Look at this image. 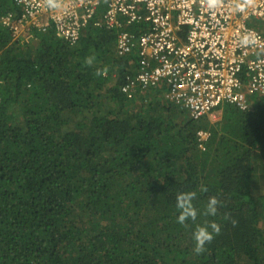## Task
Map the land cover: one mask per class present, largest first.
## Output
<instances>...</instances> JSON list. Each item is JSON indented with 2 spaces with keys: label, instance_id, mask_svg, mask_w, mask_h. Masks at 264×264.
Here are the masks:
<instances>
[{
  "label": "trees",
  "instance_id": "16d2710c",
  "mask_svg": "<svg viewBox=\"0 0 264 264\" xmlns=\"http://www.w3.org/2000/svg\"><path fill=\"white\" fill-rule=\"evenodd\" d=\"M106 8L74 42L51 26L20 44L0 27V264H264V98L210 122L163 85L128 96L137 49L117 56L116 37L147 26L94 25ZM20 10L0 0V15ZM185 190L198 209L215 196L216 216L177 223ZM210 220L221 230L197 254L192 232Z\"/></svg>",
  "mask_w": 264,
  "mask_h": 264
},
{
  "label": "built area",
  "instance_id": "2783aa9c",
  "mask_svg": "<svg viewBox=\"0 0 264 264\" xmlns=\"http://www.w3.org/2000/svg\"><path fill=\"white\" fill-rule=\"evenodd\" d=\"M16 1L21 10L0 15V27L20 44L35 42L51 26L58 39L76 41L104 2L94 25H146L138 37L125 30L116 37L117 56L137 49V73L121 88L130 97L136 86L163 85L192 118H215L223 104L247 111L254 97L264 98V0H57V7ZM197 136L204 149L209 134Z\"/></svg>",
  "mask_w": 264,
  "mask_h": 264
},
{
  "label": "clouds",
  "instance_id": "9594fccd",
  "mask_svg": "<svg viewBox=\"0 0 264 264\" xmlns=\"http://www.w3.org/2000/svg\"><path fill=\"white\" fill-rule=\"evenodd\" d=\"M47 3L50 7L58 6L57 0H47ZM94 61V55H89L84 59V63L86 65H92ZM106 72L107 68H98L96 70L97 75L100 76L105 75ZM196 197L197 191L195 190H185L176 193L175 208L177 210V223L184 225L188 221H195L198 214L203 216H216L218 201L215 196H211L208 198L203 209H198L195 206L194 201ZM220 230V224L217 223L215 220H210L206 224H197L192 232V238L194 242L193 251L197 254L203 252L205 245L210 242L213 239L214 235L218 234Z\"/></svg>",
  "mask_w": 264,
  "mask_h": 264
},
{
  "label": "crops",
  "instance_id": "0c3cea01",
  "mask_svg": "<svg viewBox=\"0 0 264 264\" xmlns=\"http://www.w3.org/2000/svg\"><path fill=\"white\" fill-rule=\"evenodd\" d=\"M217 115H218V118H217ZM209 119H212V120H210V122L219 121V119H220V113H216L215 118H212V117L209 116ZM256 178H257V180L254 182L255 188L257 187V181L258 180L264 181V172L263 171L262 172L260 171V173H258V177H256Z\"/></svg>",
  "mask_w": 264,
  "mask_h": 264
},
{
  "label": "rangeland",
  "instance_id": "374dc122",
  "mask_svg": "<svg viewBox=\"0 0 264 264\" xmlns=\"http://www.w3.org/2000/svg\"><path fill=\"white\" fill-rule=\"evenodd\" d=\"M36 44V43H35ZM217 113H220V110L219 109H217ZM217 118H218V115H217Z\"/></svg>",
  "mask_w": 264,
  "mask_h": 264
}]
</instances>
